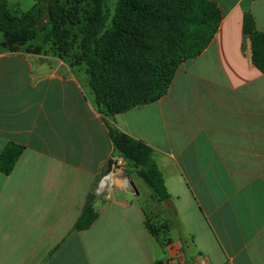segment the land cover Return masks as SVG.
Returning <instances> with one entry per match:
<instances>
[{"label": "crops", "instance_id": "crops-1", "mask_svg": "<svg viewBox=\"0 0 264 264\" xmlns=\"http://www.w3.org/2000/svg\"><path fill=\"white\" fill-rule=\"evenodd\" d=\"M209 1L221 22L205 50L156 102L111 118L83 63L34 41L6 49L0 32V157L22 147L0 172V264H264V73L243 31L249 13L264 32V0ZM6 2L15 16L35 4ZM108 122L154 151L181 228L166 246L147 230L140 195L98 191L121 158ZM91 192L98 218L77 231Z\"/></svg>", "mask_w": 264, "mask_h": 264}, {"label": "trees", "instance_id": "trees-1", "mask_svg": "<svg viewBox=\"0 0 264 264\" xmlns=\"http://www.w3.org/2000/svg\"><path fill=\"white\" fill-rule=\"evenodd\" d=\"M33 8L20 16L13 15L6 0H0V32L4 36L2 46L16 50L26 46L37 37V28L41 25L50 26V31L44 35V43L56 46L60 56L67 55L71 35L66 23L72 13L65 10L59 0H34ZM93 11L85 19L86 27L82 35L78 60L73 64L83 63L89 78V87L95 97L99 111L114 116L135 107L156 102L167 93L178 66L199 56L209 45L218 31L221 22L219 7L209 0H186V6H180L182 16H166L168 7L163 8L158 0H117L115 13L111 24L108 25L110 12L103 0H92ZM77 8L74 12H77ZM73 21L72 24H75ZM167 26L173 30L170 38L165 37L166 44L160 49L162 60L151 56L148 68L154 65V81L145 88L146 94L142 99L134 95L123 97L119 88L115 87L117 80L116 66L128 57L140 62V54L130 53L132 46L143 49L142 40L137 37L149 36L148 29ZM142 31V32H141ZM243 31L251 41L252 62L264 73V32L257 30L251 14H246ZM134 43H128L130 39ZM159 40L154 41L156 43ZM161 41V40H160ZM38 48V47H37ZM39 50V49H37ZM132 54V55H131ZM147 64V62H146ZM148 74H152L148 72ZM114 145V156L123 158L133 168L143 182L153 191L159 202L171 200L163 176L154 158V151L141 141L119 132L110 122L107 123ZM22 147L9 145L0 157V172L9 175L19 156ZM145 212V208L143 209ZM145 225L149 233L162 245L171 242L169 231L152 225L147 214ZM98 213L93 204V193L88 196L81 216L75 224V230L83 231L91 227L97 220ZM183 245L187 241L181 238ZM162 264V263H159Z\"/></svg>", "mask_w": 264, "mask_h": 264}, {"label": "rangeland", "instance_id": "rangeland-1", "mask_svg": "<svg viewBox=\"0 0 264 264\" xmlns=\"http://www.w3.org/2000/svg\"><path fill=\"white\" fill-rule=\"evenodd\" d=\"M61 5L67 11H71L72 15L70 17V22L66 23L65 26L68 27L70 30L71 35L76 37V39H69L68 45L65 49L68 50L67 55H64L66 58L69 59L70 63L73 64L78 60L79 56V49L82 43V35L86 27L85 19L89 17L90 13L93 11L94 3L92 0H59ZM159 4L165 8L168 7V11L165 13L166 16H182V11L180 6L183 8L186 6V0H158ZM103 3L109 8L110 17L108 21V25L111 24L115 13V7L117 4V0H103ZM180 5V6H179ZM77 8V12H74V9ZM73 21H76L75 24H72ZM50 26L46 25L44 28L43 26H39L37 28V37L34 40L36 43V47L42 46L44 43V35L50 31ZM169 30V37L167 36V32ZM142 31L147 32L149 36L146 38L137 37L136 39L142 40L143 49H139L136 45L132 46L130 49V53L132 54H140V62L134 58L132 61V57H128L127 61L123 60L116 66L117 72V80L115 83V87L119 88L120 91L123 93V97L132 96L134 95L135 98L142 99L143 95L146 94L145 88L147 85L151 84L154 81V65L151 68H148L150 57L154 55V57H159V62L162 60V52L160 49L163 45L166 44L165 37L170 38L173 35V30L168 29L167 26H162L161 28L154 27L153 29H148L145 31L144 27ZM141 31V32H142ZM157 41L154 43V41ZM161 40V41H160ZM2 41V34L0 33V42ZM128 43H134L133 38L128 41ZM47 47L51 49H55V53L58 54L55 48L51 43H49ZM34 45V46H35ZM33 46V47H34ZM131 54V55H132ZM59 55V54H58ZM162 57V58H161ZM147 62V64H146ZM151 72L152 74H148ZM85 73V72H84ZM85 75V74H84ZM88 76V75H87ZM86 77V75H85ZM89 79V78H88ZM103 112L107 118H111L112 116L107 114L106 110L103 109ZM120 159L121 164H117L115 167L112 164L109 166L106 175L100 180V185H98L99 192L101 195H105L110 193H119L124 194L127 192H132L131 185L129 179L127 178L126 174H129L131 180L135 184L140 197L138 198L139 202H144L145 213L147 214L148 221L156 226L162 227L170 232L173 228H177L181 231L180 224L178 222V218L174 212L173 205H166L163 202H159L157 198L154 196L153 191L143 182V180L138 176L137 172L131 168L127 161L122 158ZM124 180L126 186H124L121 181ZM107 181L108 184L102 189L100 188L103 184L102 182ZM111 183V184H110ZM122 185L124 190H117ZM100 186V187H99ZM125 187V188H124ZM138 195V196H139ZM170 201V200H169ZM172 201V200H171ZM179 231V232H180ZM175 234V233H174ZM184 238V237H183ZM185 239V238H184ZM187 240V239H186ZM189 244V243H188Z\"/></svg>", "mask_w": 264, "mask_h": 264}, {"label": "water", "instance_id": "water-1", "mask_svg": "<svg viewBox=\"0 0 264 264\" xmlns=\"http://www.w3.org/2000/svg\"><path fill=\"white\" fill-rule=\"evenodd\" d=\"M126 176H127V178L129 179V182H130V185H131V189H132V192H127V193H128V195H127V199H128L129 201H132L136 196L139 195V192H138V190H137L135 184H134L133 181L131 180L130 175H129V174H126ZM127 193H126V194H127ZM165 204H166V205H172V201H171V200H170V201H167Z\"/></svg>", "mask_w": 264, "mask_h": 264}, {"label": "built area", "instance_id": "built-area-1", "mask_svg": "<svg viewBox=\"0 0 264 264\" xmlns=\"http://www.w3.org/2000/svg\"><path fill=\"white\" fill-rule=\"evenodd\" d=\"M117 164H121L120 159H118V158L113 159L112 160V166L115 167ZM167 264H180V263H178L177 261L171 260Z\"/></svg>", "mask_w": 264, "mask_h": 264}, {"label": "bare ground", "instance_id": "bare-ground-1", "mask_svg": "<svg viewBox=\"0 0 264 264\" xmlns=\"http://www.w3.org/2000/svg\"><path fill=\"white\" fill-rule=\"evenodd\" d=\"M122 182H124V180H122ZM125 183V182H124ZM108 184L107 181H104L103 184H102V187H105L106 185ZM111 184V183H110ZM126 184V183H125Z\"/></svg>", "mask_w": 264, "mask_h": 264}, {"label": "clouds", "instance_id": "clouds-1", "mask_svg": "<svg viewBox=\"0 0 264 264\" xmlns=\"http://www.w3.org/2000/svg\"><path fill=\"white\" fill-rule=\"evenodd\" d=\"M103 183V182H102Z\"/></svg>", "mask_w": 264, "mask_h": 264}]
</instances>
